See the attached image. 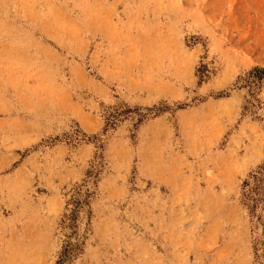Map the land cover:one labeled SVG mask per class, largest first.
Here are the masks:
<instances>
[{
    "label": "rangeland",
    "instance_id": "obj_1",
    "mask_svg": "<svg viewBox=\"0 0 264 264\" xmlns=\"http://www.w3.org/2000/svg\"><path fill=\"white\" fill-rule=\"evenodd\" d=\"M0 264H264V0H0Z\"/></svg>",
    "mask_w": 264,
    "mask_h": 264
}]
</instances>
